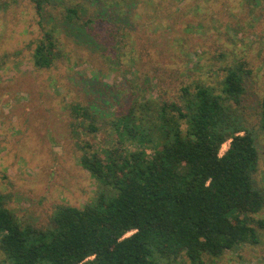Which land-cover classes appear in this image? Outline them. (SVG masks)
I'll list each match as a JSON object with an SVG mask.
<instances>
[{
	"label": "trees",
	"instance_id": "16d2710c",
	"mask_svg": "<svg viewBox=\"0 0 264 264\" xmlns=\"http://www.w3.org/2000/svg\"><path fill=\"white\" fill-rule=\"evenodd\" d=\"M30 1L43 32L33 54L40 70L65 59L62 24L80 33L96 21L111 26L116 17L139 16L146 39L165 47L171 36L210 31L201 0ZM92 3L99 20L85 15ZM243 3L254 16L264 13V0ZM152 28L156 33L148 35ZM118 30L125 50L135 30ZM221 71L219 91L200 80L182 85L172 99L134 91L128 110L108 119L72 104L75 131L108 133L104 144L76 145L79 165L96 181L95 195L81 207H56L46 226H36L18 218L0 192V264H217L228 252L259 245L264 219L254 216L264 210V188L253 178L257 130L244 104L252 70L234 60ZM258 127L264 132V98Z\"/></svg>",
	"mask_w": 264,
	"mask_h": 264
},
{
	"label": "rangeland",
	"instance_id": "374dc122",
	"mask_svg": "<svg viewBox=\"0 0 264 264\" xmlns=\"http://www.w3.org/2000/svg\"><path fill=\"white\" fill-rule=\"evenodd\" d=\"M201 2L203 23L210 31L171 36L169 47L146 39V22L139 16L116 17L112 27L96 21L80 33L77 26L62 24L65 59L40 70L33 65L43 34L34 4L0 0V192L18 218L46 226L56 207H81L95 195L96 181L79 165L76 145L104 144L108 133L75 131L72 104L90 106L101 119H108L128 110L134 91L155 101L172 99L182 85L199 80L219 91L221 68L234 60H245L252 70L244 104L250 126L257 130L260 158L253 178L264 188V132L258 127L264 98V13L254 16L243 0H226L224 5L220 0ZM94 4L85 15L99 20ZM195 18L202 20L201 14ZM126 26L135 31L134 42L124 50L123 43L118 44V29ZM149 31L156 33L154 28L148 35ZM228 147L226 143L221 154ZM254 218L264 219V210ZM216 262L264 264V230L259 245L242 246Z\"/></svg>",
	"mask_w": 264,
	"mask_h": 264
}]
</instances>
